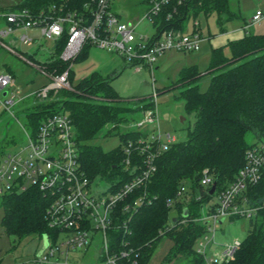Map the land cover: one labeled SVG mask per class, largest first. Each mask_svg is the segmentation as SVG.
<instances>
[{
  "label": "trees",
  "instance_id": "trees-1",
  "mask_svg": "<svg viewBox=\"0 0 264 264\" xmlns=\"http://www.w3.org/2000/svg\"><path fill=\"white\" fill-rule=\"evenodd\" d=\"M86 1L22 0L6 10L0 7V12L27 8L37 13L48 10L52 5L57 8L62 6L64 10H78ZM173 5L172 1L154 16L153 24L157 32L164 28L182 30L186 19L190 15L195 17L199 12L205 15L215 12L219 31L223 32L221 14L225 13L226 19L232 17L228 0H182L175 12H172ZM244 29L242 38L209 48L204 71H200L195 64L185 66L173 83V86L184 87L180 97L185 111L193 113L194 119L188 127L186 139L171 144L157 156L155 171L142 189L154 198L150 203L141 205L128 222L131 230L128 241L137 252L138 264L147 263L164 234L173 241L171 252L166 257L168 261L182 257L186 264H202L201 256L195 251V241L204 232V224L197 220L180 222L183 218H195L201 214L204 199H196L195 194L203 192L198 183L202 171L207 170L217 189L223 188L243 165L246 149L264 133V33L255 34ZM66 40L67 30L64 29L61 36L53 40L49 55L42 62L46 72L60 73L68 67V62L59 57ZM89 46L90 43H84L72 63L86 55ZM6 69L13 73L8 67ZM71 73L70 67L69 82ZM204 74H210V78L207 88L200 90L198 81ZM111 81L112 77L93 72L71 86L72 89H61L64 96L60 99L56 96L52 98L53 91H50L46 102L35 103L33 100L32 108L25 109L24 113L30 131L34 132L46 116L58 111L68 112L81 167L91 179L102 180L109 184L110 190H115L135 173L131 167L123 169L122 159L125 143L139 136L140 131L117 130L119 143L109 150L91 143L106 124L113 123L105 131L109 135L120 123L127 122L125 114L132 109L122 103L124 100L112 87ZM151 106L149 100L139 109ZM248 134L251 135L250 141ZM2 154L0 148V158ZM186 182L192 196L188 201L178 200L180 185ZM138 191L135 190L130 197L134 198ZM244 193L249 204L258 206V210L248 218L246 234L233 259L222 264H264V206H261L264 204V175L256 184L248 186ZM0 199L3 206L0 222L7 234L18 239L32 233L39 237L46 234L52 241L57 239L58 229L49 227L44 218L47 200L36 187L6 191L0 194ZM166 199L173 201L172 216L171 205H167ZM184 209L186 216L183 215ZM120 233L121 229L115 232L114 243L118 242Z\"/></svg>",
  "mask_w": 264,
  "mask_h": 264
},
{
  "label": "built area",
  "instance_id": "built-area-1",
  "mask_svg": "<svg viewBox=\"0 0 264 264\" xmlns=\"http://www.w3.org/2000/svg\"><path fill=\"white\" fill-rule=\"evenodd\" d=\"M172 1V12H175L182 0H147L148 6L141 17L153 21L154 16L164 6L171 5ZM112 3L114 0H87L78 10H64L62 6L57 8L52 5L48 10L37 13L27 8L0 13L6 22L0 28V45L3 44L2 38L16 30L20 31L19 42L27 45L34 41L29 33L31 30L36 29L40 36L51 40L61 36L64 29L67 30V40L59 57L68 62V67L53 74L39 68L49 81L36 90V96L47 98L50 91L71 88L69 68L86 42L120 54L127 64L134 66L135 71H139L143 65L153 69L157 56L166 50L199 49L201 37L196 31L185 33L179 29L164 28L159 32L155 30L150 36L136 37L135 20H122L113 10ZM141 17H137L136 21ZM262 17L264 10L256 9L244 28L259 23ZM13 51L25 62L34 65L22 53ZM13 81V74L0 70V90L10 87ZM4 91L5 98L0 99V102L9 109L19 101V97L12 90ZM156 98L157 91L153 87L150 94L152 106L142 110L141 118L134 125L141 127L143 124L155 123L157 133L149 136L146 131H140L135 139L127 140L122 167H131L135 173L115 190H110L106 182L104 189H98L95 185L99 179H91L81 167L73 123L66 111L46 116L34 132L25 131L26 144L2 154L0 194L36 187L47 200L44 213L47 225L59 232L55 241L48 237L46 248L34 256L32 264H44L55 254L59 264H80L71 253L88 250L92 241L99 244V260L96 264H138L137 252L128 241L131 233L128 222L141 205L150 203L154 198L142 189L155 171L157 156L178 141L175 134L160 131L155 110ZM244 157V163L234 179L221 189L216 187L213 193H209V190L214 180L204 169L198 180L203 192L195 194L196 199H204L201 214L180 220H197L204 224V232L195 241V251L201 256L202 264L228 262L240 246L241 240L234 238L231 242L220 243V251L213 254L211 247L215 243L219 219L250 218L258 210V206L249 204L244 192L264 175V133L246 149ZM135 190H139L138 194L131 198ZM191 196L187 182L181 184L178 200L188 201ZM166 202L167 205L173 204L171 199H166ZM119 229L122 234H119L118 242L114 243L117 237L115 232Z\"/></svg>",
  "mask_w": 264,
  "mask_h": 264
},
{
  "label": "rangeland",
  "instance_id": "rangeland-1",
  "mask_svg": "<svg viewBox=\"0 0 264 264\" xmlns=\"http://www.w3.org/2000/svg\"><path fill=\"white\" fill-rule=\"evenodd\" d=\"M21 1L0 0V7L6 10ZM228 5L232 17L226 19V14H221V25L228 32L234 28H240L244 22H247L257 7L264 10V0H228ZM147 6V0H114V3H112L113 10L120 15L122 20H135L134 34L136 37L139 35L150 36L156 30L152 20L141 17ZM139 16L141 18L136 21ZM194 29L201 37L198 50H166L157 56L151 70L143 65L139 71H135L134 66L127 64L120 54L93 45L87 48L86 55L73 61L70 77L71 86L93 72L100 73L102 76L109 75L112 77V87L124 100L122 103L132 108L125 114L127 122L120 123L109 135H106L105 131L113 123L106 124L101 132L91 140V143L100 146L103 150H109L119 143V137L115 133L117 130L123 132L128 129H136L146 131L149 136L152 133H157L155 123L143 124L141 127L134 125L142 116V110L139 107L150 100L149 96L152 94L153 87L157 91L155 110L159 117L160 131L175 134L177 140L186 139L187 130L192 124L194 114L187 113L184 109V102L180 97V91L184 87L182 85L173 86V83L178 79L179 71L185 66L195 64L200 71H204L207 67L209 55L206 51H208L210 44L211 46L214 45L220 35L217 14L210 12L205 15L203 12H199L195 17L190 15L181 31L190 33ZM246 31L255 34L264 33V17L259 23L248 26ZM15 34L17 36V33ZM31 36L34 37L32 44L21 43L16 50L32 61L34 65L25 62L19 56L10 52L2 51L0 53V67H2L3 60L8 62L15 78L13 86L6 87L4 90L10 91L12 89L17 98L28 94V92L49 81V78L41 70L46 72L42 62L48 57L53 41L40 36L38 32L31 34ZM225 52L229 54L227 49ZM2 70L5 71V69ZM209 78L210 74H204L199 78L200 90L207 88ZM4 90H0L1 100L5 98V95L2 94ZM55 96L60 99L64 96V93L61 89L58 91L53 90L52 98ZM35 97L38 96L25 97L23 101L16 102L9 109L5 108L0 102V148L2 153L26 144L27 135L25 131H30V126L24 110H30L34 102L43 103L48 99ZM247 139L251 140L250 134L247 135ZM95 186L98 189H104L106 184L104 181L99 180ZM212 201H214L213 198ZM173 206L172 204L170 208V216L174 214ZM2 215L3 206L0 202V221ZM216 228L215 243L211 247L213 254L220 251V243L231 242L234 238L239 240L244 238L248 228V218L239 217L232 220L226 218L222 223H218ZM41 244L42 237L34 233L25 235L20 239L7 234L0 222V264H31L29 260L34 258V254L39 250ZM172 245V238L167 234L162 235L146 264H186L185 259L182 257L174 258L171 261L166 259L171 252ZM98 252V242L92 241L88 250L74 251L71 254L75 256L80 264H96L99 260ZM209 256L214 257V255ZM56 258V254L51 256L48 263L57 261Z\"/></svg>",
  "mask_w": 264,
  "mask_h": 264
},
{
  "label": "crops",
  "instance_id": "crops-1",
  "mask_svg": "<svg viewBox=\"0 0 264 264\" xmlns=\"http://www.w3.org/2000/svg\"><path fill=\"white\" fill-rule=\"evenodd\" d=\"M258 8L259 7H257L256 9H258ZM5 24H6V22H5L4 18L0 17V28L3 27ZM244 25H245V22L243 23L242 26H240V28L239 27L238 28H234L233 30H231L229 32L227 30H224L223 32H220V35L218 36L219 38L216 40L214 45L211 46V44L209 43L210 44L209 48L210 47H219V46H222V45L226 44L230 40H236V39L242 38L244 36V34H245ZM36 32H38L36 29L29 31L30 35L31 34H36ZM15 33H17V36H15L16 35ZM19 33H20V31L16 30V31L10 33L9 35H7L6 37L2 38V43L3 44L0 45V53L2 51H6V52H10L12 54H15L13 50H16V48L19 47V44H21V42H19V40H18V34ZM22 44H24V43H22ZM209 48H208V51H206L208 55H209ZM15 55L18 56L17 54H15ZM1 64H2V67H0L1 71H3L2 69H5V71H7V69H6L7 67L12 71V69H11V67H10L8 62L3 60ZM12 74L14 76V73H12ZM107 76L110 77L109 75H107ZM14 82H15V78H14L13 83ZM13 83L11 84V87L13 86ZM39 87H37L36 89L32 90L31 92H28V94H26V95L19 96V101L18 102L23 101L25 97L27 98V97L33 96V95L35 96L36 95L35 92H36V90ZM36 253H37V251H36ZM36 253L34 254V256L36 255ZM29 261L31 263L32 260L30 259ZM44 264H58V262H56V261L55 262H49V263L46 262Z\"/></svg>",
  "mask_w": 264,
  "mask_h": 264
},
{
  "label": "water",
  "instance_id": "water-1",
  "mask_svg": "<svg viewBox=\"0 0 264 264\" xmlns=\"http://www.w3.org/2000/svg\"><path fill=\"white\" fill-rule=\"evenodd\" d=\"M2 94L5 95V91H3ZM215 188H216V182L213 181V183L211 184L209 193H213L214 190H215ZM183 215L186 216V209H184ZM222 221H223V218L219 219V223H222ZM41 237H42V245H41L40 249L37 251L36 255H39L46 248V246L48 244V237H47V235L46 234H43Z\"/></svg>",
  "mask_w": 264,
  "mask_h": 264
}]
</instances>
